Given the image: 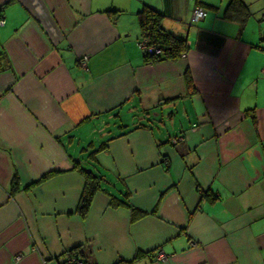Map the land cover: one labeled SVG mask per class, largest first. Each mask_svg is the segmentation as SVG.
<instances>
[{
    "label": "crops",
    "instance_id": "0c3cea01",
    "mask_svg": "<svg viewBox=\"0 0 264 264\" xmlns=\"http://www.w3.org/2000/svg\"><path fill=\"white\" fill-rule=\"evenodd\" d=\"M229 1L0 0V264H264V0ZM143 4L184 55L145 57Z\"/></svg>",
    "mask_w": 264,
    "mask_h": 264
},
{
    "label": "trees",
    "instance_id": "16d2710c",
    "mask_svg": "<svg viewBox=\"0 0 264 264\" xmlns=\"http://www.w3.org/2000/svg\"><path fill=\"white\" fill-rule=\"evenodd\" d=\"M225 15L244 21L249 15L248 5L242 0H230L227 4ZM137 20L141 30V37L146 38L149 43L156 45L161 50L160 53H149L145 50H142L147 59H173L181 56L182 53L186 51V40L173 34L163 27L161 12L149 5L143 4L137 11ZM79 170L85 177V184L83 186L75 211L83 216L87 212L92 197L99 189L100 185L97 181V175L92 170H88L84 167H79ZM54 172L56 171H47L43 173L38 179L31 182L29 185L38 182L39 180ZM89 177H93V179H89ZM17 179V176H14L10 188L11 191L17 187ZM110 203L113 205L116 204L114 199H111Z\"/></svg>",
    "mask_w": 264,
    "mask_h": 264
},
{
    "label": "built area",
    "instance_id": "2783aa9c",
    "mask_svg": "<svg viewBox=\"0 0 264 264\" xmlns=\"http://www.w3.org/2000/svg\"><path fill=\"white\" fill-rule=\"evenodd\" d=\"M206 14V10L205 8L199 4V3H195L193 10H192V19L193 21H197L201 18H203ZM4 22V18H0V23ZM137 44L138 46L141 48V50H145L147 52H152V53H160L161 50L160 48H158L156 45L149 43V41L144 38V37H140L137 40ZM185 52L182 53V55H184ZM87 58L88 55L87 54H83L81 55L77 62L79 64L80 67L85 68L87 67ZM263 72H264V67H263ZM20 256L17 255L15 258H19ZM155 257L157 259L160 260H166L168 258V255L163 251V250H157L155 251ZM61 264H90L87 260H85L82 256H80L79 254L71 251L69 252L66 257L64 258V260L62 261ZM114 264H130V262L127 261H119L117 263Z\"/></svg>",
    "mask_w": 264,
    "mask_h": 264
},
{
    "label": "rangeland",
    "instance_id": "374dc122",
    "mask_svg": "<svg viewBox=\"0 0 264 264\" xmlns=\"http://www.w3.org/2000/svg\"><path fill=\"white\" fill-rule=\"evenodd\" d=\"M99 131H100L99 129L98 130L96 129L94 133L98 135ZM87 162H89V163H87ZM81 163H82L83 167H85L87 169H90V170H92L95 173V171H96L95 170V165H94L92 160L86 159L84 157V159H82ZM106 176H108V177L110 176L111 178H113L112 175H106ZM104 178H105V176H103V177L97 176L98 183L101 184V185L105 184V179ZM89 179H93V177H89Z\"/></svg>",
    "mask_w": 264,
    "mask_h": 264
}]
</instances>
